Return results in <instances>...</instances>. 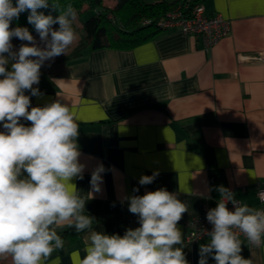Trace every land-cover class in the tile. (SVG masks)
I'll use <instances>...</instances> for the list:
<instances>
[{
  "label": "crops",
  "instance_id": "obj_1",
  "mask_svg": "<svg viewBox=\"0 0 264 264\" xmlns=\"http://www.w3.org/2000/svg\"><path fill=\"white\" fill-rule=\"evenodd\" d=\"M202 3L205 13L230 20L228 33L210 48L200 35L164 29L132 48L85 49L75 58L46 61L33 86L41 95L26 92L41 106L67 103L78 117L84 171L71 183L96 219L93 230L122 236L139 227L127 198L166 188L188 205L177 225L188 264H199L200 245L209 237L187 241L185 221L215 208L220 187L254 208L256 188L264 186V0ZM99 165L103 179L94 191L91 175ZM153 172L159 173L153 183L139 185ZM86 235L64 244L46 264H73L72 253L84 255ZM241 240V255L264 264V245ZM207 264H215L211 256Z\"/></svg>",
  "mask_w": 264,
  "mask_h": 264
},
{
  "label": "clouds",
  "instance_id": "obj_2",
  "mask_svg": "<svg viewBox=\"0 0 264 264\" xmlns=\"http://www.w3.org/2000/svg\"><path fill=\"white\" fill-rule=\"evenodd\" d=\"M49 6V0H15V4L0 0V125L4 129L0 131V258H10L12 264H46L64 248L56 229L67 226L77 233L87 231L84 255L72 253L73 264H188L183 247L178 246L183 239L177 226L188 205L166 188L127 198L128 211L138 217L139 227L122 236L93 230L95 217L86 213V200L71 183L83 179L84 171L78 117L60 100L31 105V96L41 95L33 87L40 82L41 67L66 54L77 38L74 7L51 0L57 16L38 11ZM25 11L43 47L27 27H11ZM13 38L28 43L14 50ZM103 171L99 165L91 175L94 191L100 190ZM158 175H142L138 183L151 184ZM217 190L221 198L207 211L212 229L208 242L200 245L199 264H207L209 256L215 264H252L241 255L239 234L252 246L264 245V209L242 204L223 187Z\"/></svg>",
  "mask_w": 264,
  "mask_h": 264
},
{
  "label": "trees",
  "instance_id": "obj_3",
  "mask_svg": "<svg viewBox=\"0 0 264 264\" xmlns=\"http://www.w3.org/2000/svg\"><path fill=\"white\" fill-rule=\"evenodd\" d=\"M55 2L62 7L71 4L78 13L90 12L88 18L81 21L80 39L65 56V58H75L85 49L132 48L164 30L157 22L174 6L178 4L183 6L187 2L191 8L195 4L202 3V0H115L111 7L106 6L103 0H55ZM13 3L15 4V0ZM49 4V8L38 11L57 16L59 13L51 9V0ZM28 15V11L21 13L18 19L12 21L11 27H27L31 34L36 33L34 27L28 23ZM145 20L147 21L144 22ZM22 42L24 41L18 38L12 40L13 45ZM57 232L64 239V244L68 245L78 242L81 235L74 228L69 227Z\"/></svg>",
  "mask_w": 264,
  "mask_h": 264
},
{
  "label": "built area",
  "instance_id": "obj_4",
  "mask_svg": "<svg viewBox=\"0 0 264 264\" xmlns=\"http://www.w3.org/2000/svg\"><path fill=\"white\" fill-rule=\"evenodd\" d=\"M188 8L189 5L187 2L183 6L179 4L174 6L162 19L157 22V24L164 29L177 27L186 34L193 36L200 35L206 48H210L228 33L230 29L229 18L225 17L221 13H205L203 3H198L191 8ZM146 21L147 20L144 22ZM31 105L33 107L41 106L39 103L32 101ZM21 122L26 125H30V122L24 120ZM0 131H4L2 125H0ZM255 194L258 201L254 208L264 209V186H257ZM227 206L230 210L233 208L230 201ZM208 210L209 209L206 208L203 213L188 218L185 221L188 228V232L185 236L187 241L194 242L209 237L208 233L211 231L212 225L206 219ZM239 235L240 239H244L247 242L246 238L242 234Z\"/></svg>",
  "mask_w": 264,
  "mask_h": 264
},
{
  "label": "rangeland",
  "instance_id": "obj_5",
  "mask_svg": "<svg viewBox=\"0 0 264 264\" xmlns=\"http://www.w3.org/2000/svg\"><path fill=\"white\" fill-rule=\"evenodd\" d=\"M104 2H105V4H110V5H112V4H114V2H115V0H103ZM89 12H85V13H82V14H78L77 12H76V18H75V20L73 21V28H74V31H75V33H76V35L77 36H80V34H81V29H80V22L81 21H83V20H85L86 18H88V16H89ZM54 28H58L59 27V25L57 24V25H54L53 26ZM33 36H34V38L36 39V41L39 39V36H38V34L37 33H34L33 34ZM22 43H24V42H22ZM25 43H28L27 41H25ZM20 46H18V48H19ZM69 50V49H68ZM70 51H71V48H70ZM70 51H68L66 54H62V55H60L61 57L62 56H67V54L70 52ZM59 56V57H60ZM0 264H12V261H11V259L10 258H0Z\"/></svg>",
  "mask_w": 264,
  "mask_h": 264
}]
</instances>
